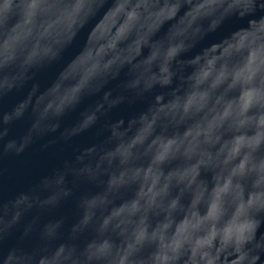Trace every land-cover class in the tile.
I'll return each mask as SVG.
<instances>
[{"label":"clouds","instance_id":"9594fccd","mask_svg":"<svg viewBox=\"0 0 264 264\" xmlns=\"http://www.w3.org/2000/svg\"><path fill=\"white\" fill-rule=\"evenodd\" d=\"M226 21L237 26L203 45ZM30 81L0 111V156L57 132L85 98L99 96L60 139L150 100L0 200V264H264V0H0V99ZM26 113L27 132L7 139ZM77 182L96 190L73 220H42Z\"/></svg>","mask_w":264,"mask_h":264},{"label":"water","instance_id":"95a60500","mask_svg":"<svg viewBox=\"0 0 264 264\" xmlns=\"http://www.w3.org/2000/svg\"><path fill=\"white\" fill-rule=\"evenodd\" d=\"M237 24L234 21H226L217 32L210 34L202 42L203 45H207L210 42L221 39L232 31ZM76 50H72L67 54L66 58H69ZM59 65H53L52 67L40 72L35 81L40 86V91H43L51 81L54 79L56 73L59 70ZM123 74L117 81L110 82L106 89H116L117 84L123 80ZM33 81L28 82L23 88L14 90L9 93L3 99H0V111H10L18 102L22 101L27 92L31 88ZM99 96H93L85 98L82 104L75 110L65 114L60 120V128L55 133H47L44 136L35 139L25 150L19 155L5 154L0 156V200H12L22 192L29 191L34 187L41 178L51 174L55 169L63 168L66 161L71 162L75 156L84 148L98 143L106 133L98 135L101 127L107 123L117 119H127L132 115H135L139 111H142L150 98L143 101H137L134 104H122L116 109H113L102 118L101 121L93 128L84 131L77 136L72 137L68 141L60 139V132L66 128L72 127L78 120L79 112L90 104L96 102ZM31 124V116L26 113L25 116L15 121L9 129V136L7 139L19 140L28 130ZM72 178L69 177L70 187ZM93 185H89L83 182H77L73 188V195L67 198L62 204L45 213L41 216L42 220L64 217L68 222H71L74 218L76 199L81 194L95 191ZM34 213L28 214L24 221L31 219ZM18 235V233H17ZM15 242V235L9 241Z\"/></svg>","mask_w":264,"mask_h":264}]
</instances>
